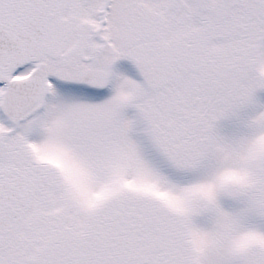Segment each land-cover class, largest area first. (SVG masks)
I'll return each mask as SVG.
<instances>
[{"label":"snow or ice","instance_id":"snow-or-ice-1","mask_svg":"<svg viewBox=\"0 0 264 264\" xmlns=\"http://www.w3.org/2000/svg\"><path fill=\"white\" fill-rule=\"evenodd\" d=\"M0 264H264V0H0Z\"/></svg>","mask_w":264,"mask_h":264}]
</instances>
